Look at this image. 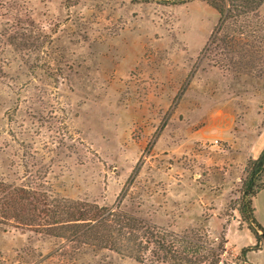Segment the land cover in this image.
Masks as SVG:
<instances>
[{"label": "rangeland", "instance_id": "1", "mask_svg": "<svg viewBox=\"0 0 264 264\" xmlns=\"http://www.w3.org/2000/svg\"><path fill=\"white\" fill-rule=\"evenodd\" d=\"M256 1L0 0V181L264 264L239 213L264 188L247 167L264 142ZM0 264L150 263L0 226Z\"/></svg>", "mask_w": 264, "mask_h": 264}, {"label": "trees", "instance_id": "2", "mask_svg": "<svg viewBox=\"0 0 264 264\" xmlns=\"http://www.w3.org/2000/svg\"><path fill=\"white\" fill-rule=\"evenodd\" d=\"M254 1L245 0L248 12L257 9V1ZM212 5L219 10L221 17L225 14L222 6ZM247 167L251 169L252 177L264 173V149L257 159L248 162ZM252 182L249 181V189ZM262 189L249 194L247 191L245 196L252 198L239 208L257 244L264 241V228L254 216L252 199ZM0 226L26 228L40 235L64 238L93 252L108 250L150 264H220L226 244L221 240L216 247L207 248L190 242V235L176 236L120 211L56 198L44 191L18 188L4 181H0ZM140 230L143 234L137 237L135 231ZM253 249H242L243 264H250L247 254Z\"/></svg>", "mask_w": 264, "mask_h": 264}, {"label": "crops", "instance_id": "3", "mask_svg": "<svg viewBox=\"0 0 264 264\" xmlns=\"http://www.w3.org/2000/svg\"><path fill=\"white\" fill-rule=\"evenodd\" d=\"M264 147V142L261 143V146H256V148L258 149L257 154L261 153L262 149ZM259 154L257 156H254L252 159L255 160L258 158ZM264 201V189H262L257 195L256 197L253 199V207L255 209V213L254 216L257 220V222L264 228V217L262 215H260L261 213V208L264 209V202H262L261 204L259 203V201Z\"/></svg>", "mask_w": 264, "mask_h": 264}, {"label": "built area", "instance_id": "4", "mask_svg": "<svg viewBox=\"0 0 264 264\" xmlns=\"http://www.w3.org/2000/svg\"><path fill=\"white\" fill-rule=\"evenodd\" d=\"M215 147H217L218 149L222 148V143L220 141H215L213 144Z\"/></svg>", "mask_w": 264, "mask_h": 264}]
</instances>
